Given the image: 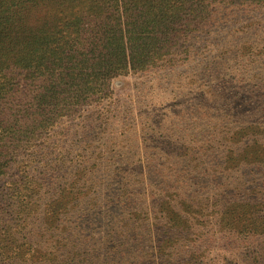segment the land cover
I'll return each mask as SVG.
<instances>
[{"label":"trees","instance_id":"16d2710c","mask_svg":"<svg viewBox=\"0 0 264 264\" xmlns=\"http://www.w3.org/2000/svg\"><path fill=\"white\" fill-rule=\"evenodd\" d=\"M262 8L264 0H0V178L56 121L108 97L114 79L186 62L194 51L192 39L208 48L202 34L229 22L235 11L255 14ZM230 160L226 173H215L227 178L229 171L241 175L246 169L254 178L257 170L262 172V188H251L254 199L246 208L234 196L215 215L214 226L235 235L244 252L212 259L196 250L203 257L198 258L196 251L187 255L171 249V243L162 252L163 244L157 243V249L145 253L143 241L157 231L155 223H135L128 230L135 217L120 212L128 206L126 190L113 210L115 222H96L106 213L105 207H95L103 196L90 197L85 208L86 192L77 184V172L70 170L56 182L53 201L43 191L34 205L26 201L16 233L6 236L0 226V264H172L182 258L186 264L203 259L207 264H264V142L253 138ZM223 166L216 169L225 168V162ZM223 185L210 186L217 190ZM161 191L152 197L170 194ZM212 194L206 203L220 201ZM190 196L194 199L189 191L175 195L173 214L161 221L166 230L154 239L177 238L182 227L195 234L200 215L189 207ZM93 209L92 220H83L84 211ZM99 229L109 239L98 238ZM155 255L164 256L159 262Z\"/></svg>","mask_w":264,"mask_h":264},{"label":"rangeland","instance_id":"374dc122","mask_svg":"<svg viewBox=\"0 0 264 264\" xmlns=\"http://www.w3.org/2000/svg\"><path fill=\"white\" fill-rule=\"evenodd\" d=\"M229 17L226 24L201 35L208 48L192 39L194 51L186 62L114 79L108 97L59 119L20 153L0 178V226L6 236L21 228L26 201L34 205L42 191L48 202L53 201L56 182L73 170L87 195L85 208L90 197L103 196L95 207L106 208V213L96 222L105 223V218L106 223L115 222L113 210L126 190L128 206L120 212L135 217L128 230L135 223H155L157 231L143 241L145 253L157 249V243L163 244L165 253L171 243V249L187 255L197 250L212 259L216 254L244 252L232 238L235 235L214 226L215 215L234 196L246 208L254 199L251 188H262L261 169L254 178L246 169L244 178L232 171L227 178L215 172L226 173V161L229 164L253 138L264 142V9L255 14L235 11ZM224 162L225 168L216 169ZM211 183L224 185L213 190ZM161 189L170 194L153 198ZM186 191L194 196L189 207L200 215L195 234L182 227L177 238L154 239L166 230L160 225L173 214L175 195ZM210 194L220 201L206 203ZM150 207L155 210L149 211ZM93 211H84L82 219L92 220ZM96 235L109 239L103 229ZM16 244H11L13 249ZM163 256L155 255L156 261ZM184 260L172 264H186ZM201 264H207L205 259Z\"/></svg>","mask_w":264,"mask_h":264}]
</instances>
